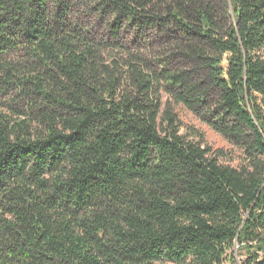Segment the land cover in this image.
Listing matches in <instances>:
<instances>
[{"label": "trees", "instance_id": "trees-1", "mask_svg": "<svg viewBox=\"0 0 264 264\" xmlns=\"http://www.w3.org/2000/svg\"><path fill=\"white\" fill-rule=\"evenodd\" d=\"M229 257L264 264V0H0V264Z\"/></svg>", "mask_w": 264, "mask_h": 264}, {"label": "rangeland", "instance_id": "rangeland-1", "mask_svg": "<svg viewBox=\"0 0 264 264\" xmlns=\"http://www.w3.org/2000/svg\"><path fill=\"white\" fill-rule=\"evenodd\" d=\"M226 65V61L223 62ZM166 97H163L165 100ZM180 122V133H186V127H194L203 134L204 140L212 150H222L219 161L225 165L239 167L245 163L243 150L240 146H233L228 143L219 133L210 128L206 123L196 117L190 110L182 104H172ZM187 261L186 264H188ZM157 264H172L169 262H159ZM223 264H232L231 258L226 259Z\"/></svg>", "mask_w": 264, "mask_h": 264}]
</instances>
